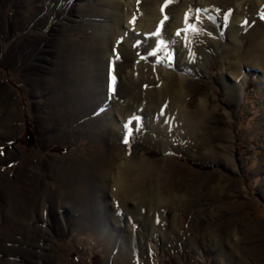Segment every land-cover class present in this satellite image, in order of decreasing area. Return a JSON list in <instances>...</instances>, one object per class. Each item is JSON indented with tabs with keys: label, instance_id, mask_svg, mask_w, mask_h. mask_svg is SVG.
<instances>
[{
	"label": "rangeland",
	"instance_id": "obj_1",
	"mask_svg": "<svg viewBox=\"0 0 264 264\" xmlns=\"http://www.w3.org/2000/svg\"><path fill=\"white\" fill-rule=\"evenodd\" d=\"M106 1L0 0V264H264V39L228 35L244 24L246 1L264 9V0H233L236 15L214 9L225 0L210 8L159 0L164 15L186 13L187 27L203 21L204 49L191 68L176 46L183 30L171 27L157 30L179 39L168 59L149 62L159 73L150 88L183 79L177 91L198 121L197 142L189 133L160 139L146 127L157 111L111 89L112 63H124L120 42H140L147 30L144 0H117L119 27L103 15L113 11ZM99 44L104 83L87 78L99 60L95 72L77 68ZM247 48L255 54L240 58ZM105 83L106 99L91 95L89 84ZM116 153L114 168H98ZM129 168L125 189L137 182V190L119 194Z\"/></svg>",
	"mask_w": 264,
	"mask_h": 264
},
{
	"label": "bare ground",
	"instance_id": "obj_2",
	"mask_svg": "<svg viewBox=\"0 0 264 264\" xmlns=\"http://www.w3.org/2000/svg\"><path fill=\"white\" fill-rule=\"evenodd\" d=\"M41 1L43 2L45 6H49V4H51V3H46L47 0H41ZM152 1L153 0H144V2L143 1L141 2V5L145 6L144 7L145 18L143 17V19H141V22L144 23V28L147 30L146 31L147 34L143 33V37L140 39L141 41L140 42L137 41V43L134 41L135 44L134 43L131 44L130 43L131 41L129 39H124V40L122 39L123 42L122 43L120 42V45L117 47L118 52L116 53H118V57L120 54V57L122 58L124 63H121L119 66L112 63V68L110 70L111 78H112L110 82V86H111V89L117 88V89H120V91H122L123 93H126L127 96H129L130 100L132 101L144 99L145 101H147V102L145 101L144 102L146 103L145 105H147L148 108H152V111L154 110L157 111V113H155L157 114V116L146 127L150 129L152 132L156 133L160 139H162L163 137L164 139L162 140L169 142L174 136H179V135L181 136V134L189 133L191 137L194 138V140L197 142V140L199 139V136L197 132L195 133V130L196 131L199 130L198 121L194 119L191 120L189 118L191 115L188 112H186L181 102V98L184 97V95L182 94L180 90L177 91V88L180 87V85L182 86L183 79L182 78L179 79V82L177 84L174 83L173 81L165 80V82L161 83L160 87L158 86L159 87L157 88L158 90L155 89L154 87L150 88L156 84L157 76L159 73H158L157 67L150 65L149 62L154 63L157 60V58H163L165 60L168 59L170 55V49L172 48V42L170 41L175 42L177 38L175 36H171V38H169L168 40L167 38L158 37L157 30H160L162 27L163 29L167 27L168 28L171 27L173 28V30L177 29L176 31H178V29L183 30L179 32V33H182L183 39L182 40L178 39L179 41L177 40L178 43L176 46L178 48V53L180 54V57H183V60H184L183 61L184 64H182L181 66L184 68H187V67L191 68L190 66V64L192 63L191 60L194 57H197V54L200 55L204 49V43L202 44V42L201 43L199 42L200 38L198 35V30H200V27L203 21H202V18L200 19V17L198 16L197 21L194 22V25L196 26L197 31L187 30L189 27H187L188 25H186V21L188 20L186 13L185 14L181 13L173 18L171 14L169 15L171 11L165 10V15H164V12L161 7L162 1L160 2L159 0H155L156 2L154 5ZM232 1L233 0H225V2H213V5H215L214 9L216 10L218 9V11H220L221 9L219 8H222L225 6L226 8L223 11L225 10L228 11L230 10L229 8L232 7ZM132 2H135V0H133ZM199 2H200L201 7L203 8L205 7V5L208 6L209 8L212 7L211 0H199ZM184 3H185V6H189L192 3V0H184ZM244 6L245 7L244 8L242 7L240 11L244 15V18H245L244 24L235 26V27H232L231 25V30L228 31V35L231 37L233 36L242 37L245 35V37L247 36V38L245 39L246 40L248 39V42L254 45L257 39L258 40H260L261 38L264 39V18H262L264 9L256 8L249 1H246ZM106 7H111L113 11L111 12L110 10L105 9L104 11H102L103 15L105 16L112 15V17H115L114 19L115 26L119 27L120 24L122 23L121 22L122 17L119 14L120 7H121L120 2L117 0H107ZM231 13L236 15L238 12L237 10H235V8L233 9L232 7ZM233 14L228 15L229 21L231 22V24H232V21H234L233 19L235 18V15L233 16ZM162 15H164L165 17V19L163 20H161L163 18ZM159 21L162 22V24ZM76 22H79V21H76ZM106 28H107L106 25L102 26V30ZM111 28H114V27H111ZM106 37H107V34H106ZM103 38L105 39V36H103ZM104 41L107 43V39H105ZM263 45H264V42H263ZM247 49L248 50L241 52L240 58L244 59L251 54H255L251 50H249L250 48H247ZM258 54H262V52H259ZM89 56H90L89 58H91L90 62H86L84 64H82L81 62L80 67H77L80 74H82L84 72L83 70H86V69H89L90 71L95 72L96 70H94V67H95L94 62H96V60H99L100 64H102V67H100V64H98L99 67L96 72V75H94L91 72L89 75H87V78H92L89 80L92 82L95 76V77H98L101 82H103V78L105 77L104 76L105 74L103 72H105V69H106V67L104 66L106 64L104 63L105 58H106V53H104V51L102 50V47L99 44V46L98 45L93 46L92 52L89 54ZM252 59H255V57L253 56ZM129 62L131 64L132 63L135 64L133 67L134 70L131 71V73H128V75L125 77V81L121 83L122 85H119L116 87L117 84L115 83L114 80L116 79L117 74L120 75L125 70V68L128 67ZM83 79L84 81H79L78 85H82L83 82H86L87 79L85 78ZM106 80H107V77H105V81ZM92 86H90L89 84V88H88V90H90L91 95L96 94L97 95L96 97L102 96L103 98L106 99V96H107L106 94H108L107 86L109 87L108 84L107 85L106 83L104 85L99 84L97 86L98 89H95V87H92ZM73 91H75V93L78 92L77 88H75ZM132 91H135V95H133L134 92L132 95H130ZM113 94L111 95L112 98H113ZM151 94H154L153 97L150 96ZM116 96H117V93H116ZM149 96L151 98L147 99ZM145 105L143 103V106ZM141 108L145 110L144 107H141ZM147 113L148 115L149 114L154 115L153 112H151V110L147 111ZM182 115H184L186 121L181 126L178 123V121L182 117ZM160 117L163 120H161ZM191 117L194 118V116H191ZM173 118H175V124L169 123L168 121ZM165 119L166 121H164ZM201 144L203 145L204 142H202ZM121 155L116 153V156L108 155L106 156V158H105V155H102L100 158L101 160L100 166L98 168L100 167L102 168V166L103 168L104 167L112 168L115 164L113 162V159L120 160L119 156L122 158ZM132 171H133L132 168H129V169H123L120 172V175L118 177L119 179L117 182L118 184L117 189H118L119 194H121V192L122 193H128V192L133 193L137 190L136 188L137 182L135 183V185H133L130 181H129L130 185L128 184L130 186V189L128 190L125 189V183L127 182L126 179H131L130 175H132ZM100 174L98 175V179H101L102 182L103 181L105 182L107 179H105L104 172L100 171Z\"/></svg>",
	"mask_w": 264,
	"mask_h": 264
},
{
	"label": "snow or ice",
	"instance_id": "obj_3",
	"mask_svg": "<svg viewBox=\"0 0 264 264\" xmlns=\"http://www.w3.org/2000/svg\"><path fill=\"white\" fill-rule=\"evenodd\" d=\"M170 2V0H166V4L165 6H167V3ZM163 10V9H162ZM262 18H264V14H262ZM187 30L190 31H197V28L195 25H190L189 28ZM179 34V33H178ZM125 143H127V139H125Z\"/></svg>",
	"mask_w": 264,
	"mask_h": 264
},
{
	"label": "trees",
	"instance_id": "obj_4",
	"mask_svg": "<svg viewBox=\"0 0 264 264\" xmlns=\"http://www.w3.org/2000/svg\"><path fill=\"white\" fill-rule=\"evenodd\" d=\"M196 167H199V168H201V169H204V168L206 169V167H202V166H196Z\"/></svg>",
	"mask_w": 264,
	"mask_h": 264
}]
</instances>
